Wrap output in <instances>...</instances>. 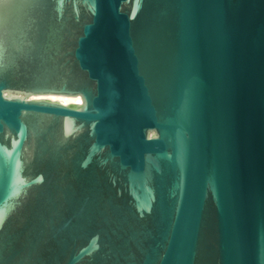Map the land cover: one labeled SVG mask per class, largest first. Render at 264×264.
Masks as SVG:
<instances>
[{
	"label": "water",
	"instance_id": "95a60500",
	"mask_svg": "<svg viewBox=\"0 0 264 264\" xmlns=\"http://www.w3.org/2000/svg\"><path fill=\"white\" fill-rule=\"evenodd\" d=\"M0 264H264V0H0Z\"/></svg>",
	"mask_w": 264,
	"mask_h": 264
}]
</instances>
